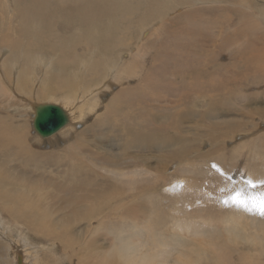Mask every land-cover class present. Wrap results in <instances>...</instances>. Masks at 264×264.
<instances>
[{"label":"bare ground","instance_id":"6f19581e","mask_svg":"<svg viewBox=\"0 0 264 264\" xmlns=\"http://www.w3.org/2000/svg\"><path fill=\"white\" fill-rule=\"evenodd\" d=\"M11 1L17 6L16 10L10 16L13 23L12 28L5 35H3L0 30V57L2 58V60H0V93L9 96L12 101H15L11 97L13 90L19 94L20 98L23 97V93H26V95L28 94L26 102L32 106V118L30 121L21 120L22 123L18 120L14 122L12 118L4 117L0 113V221H4L5 213L11 222L9 225V233L5 232L7 223L3 222L0 228V264H65L66 259L63 257L65 253H69L72 257L68 264H170L169 260H162V256L164 255L163 251L169 246L170 241L164 237L160 239L157 231L153 227V222H161L163 218V214L159 210L153 211L151 222L142 229L144 231L141 233L137 231L126 237L120 236L118 239H112L110 245L107 248H103V246L99 244L101 241L99 239L94 243H80L74 241L77 235L73 230L75 225L82 224L84 223L83 221H87L86 223L91 222L95 216L98 214L101 215L103 205L111 204L115 206L116 203L113 202L112 195H110L112 192L105 194L96 192L98 196L85 203H75L72 201L71 197L74 195L76 188L78 190H90L89 183L92 182V179L97 180L93 175L92 177L88 176L91 174V166L88 167V164L79 159L80 156L85 158L84 155L86 153L89 154L95 165L108 163L114 166L115 170L118 171V173H115V179L118 182L126 183L129 179L132 180L129 186L132 187L130 190L133 192L130 194H128L126 190L124 192L116 191L117 186L113 188L109 180L97 184V190L99 191H105L107 189L106 187L104 189L105 185L111 186V190L115 191L114 193L120 196L119 202L121 201V203L126 205L124 207L126 215L130 216H136L140 211V208L133 202L136 201L139 195L142 196L144 194L142 193L144 192L142 187L147 186L151 188V181L155 180V178L165 181L163 185L166 187L165 191H173V193L184 191L189 197L191 196L188 190L194 193L197 190V186L200 184L203 185V188L210 183L209 178L203 179L202 182H198L199 179L195 177L196 175H199L200 172L206 174L209 172L208 169L206 170L204 167V169H195L197 164L194 163L198 158L205 157L210 152H202L198 155H192L193 152H178L186 147L185 143L182 141V137H170V132H180L178 134H183L184 128L179 127V125H181L179 120L185 118L179 117L183 113L179 112L173 115L174 109L168 105L170 102H173V100L169 102L165 101L162 105L156 104L155 100H149L150 95L147 92L149 89H154L153 95H159L160 97L167 96L171 90L157 88L155 86L148 87L150 78L148 79L147 77L144 78L142 83L137 85L138 88H131L133 86L129 84L124 85L116 92L114 97L105 104V111L103 110L91 125L84 127L78 139L72 143H65L69 133L78 121L81 122L87 119L88 112L90 113V111L96 110L99 107L102 95L106 92V89L100 91L99 88H96L97 92L93 93L94 96L90 97L91 94L88 92L95 86L87 79L84 82V88L80 90L83 92V100L77 110L65 108L62 103L58 101L57 95L58 93H63L64 97H61V99L67 101L69 92L77 85L81 84L76 77H78L79 73L88 71V67L95 63L94 59L97 56L96 54L93 56L96 50L93 51L91 47H97V50L99 49L98 47H100L109 51L106 52V54H104L105 52L103 53L104 57H108L109 55H114L116 57L114 60V67L110 69L109 73H104L108 68H105L103 64H97L90 70V75L95 81H99L100 79H103L101 83L107 81L104 87L111 88L120 79H125L127 83L129 82V77L141 75L144 67L142 63L145 61L143 60V56L148 57L151 48L154 47L153 45L155 42L149 44L152 36H159L160 33H162L163 29H165L164 26H166L165 22L169 20L167 18L170 16V12L177 10L176 5L180 4L179 6H182L186 3L175 0L176 8L166 7L165 12L161 11L157 14L159 19H154V27L149 25L151 23H147L136 36H132L129 39L128 32L130 31V24L128 25V29L126 27L123 29L119 27L124 21H122L119 14V11L125 6L122 1L95 0L103 5L106 3V5L93 12L92 5L88 6V4H86L87 0H62L64 4L75 5V7L80 10V13L91 12L89 13L90 15L93 12L97 17L99 12L102 15L100 19L103 23H97L98 21L94 19L92 21V23H94L92 27L94 30H105L106 33L98 35L99 37H97L96 40L89 39L86 46L87 52L79 53L76 52L77 45L74 39L76 34L62 36L55 29L56 15L47 14L48 7L50 5H55L56 0H40L39 2L37 0H29L26 8H23L24 6H22L21 0ZM162 1L168 2V0ZM169 1L171 2V0ZM225 1L226 3L224 4L227 6H237L238 9H242L243 14L246 16L245 18L252 17L253 10H251L247 0H238L236 2H230V0ZM29 2L31 4L37 2L35 4V7L38 6L37 10H31L32 8L30 9ZM137 2L140 3V0H137ZM201 3L205 2H199L196 5ZM109 4H111L113 8H111ZM128 5L132 8L137 7L132 3ZM137 8L142 9V4ZM142 10L145 11L144 13L152 11L148 9V7ZM158 11H160V8ZM182 12L183 11L177 14H181ZM230 17H232V15H230ZM25 19L30 20V22L28 24L20 23V25L23 26V29L20 30L22 32L16 31V27L18 26H16V24ZM105 21L108 22L106 26L104 24ZM133 22L134 19H132V23ZM101 25L104 26L105 29ZM146 25L148 26L146 27ZM35 29H37V31ZM142 33L144 36L147 35L144 40L140 38ZM165 34L164 32V35ZM24 35H27L28 39H24ZM132 41L136 42L137 47H132L135 49L131 50L130 48L129 51L126 50L128 45L126 46L123 43H132ZM166 41L168 42V40ZM166 41L165 43L167 44ZM208 41L210 40H207V42ZM10 43L14 45V49L11 51H9ZM158 43L160 44V42ZM165 43L163 44L162 42L163 45L160 48L161 53L154 54V64L151 65L150 68H157L158 72H156L153 78L167 69L168 63L165 62L164 57L170 53L174 44H187L194 49V51L203 49L207 44L206 42L191 40V38L184 42H179L178 40L171 42L172 44L168 42L170 45H166ZM221 44L222 43H220V45ZM118 50H120L121 53L124 51L126 53L124 56H121L122 54L118 55ZM250 50L247 53L248 55H250ZM199 57L200 55L195 56L191 54L188 61L189 69H194L198 66L196 59ZM243 57L246 63H250V56L244 55ZM22 59L23 61H21ZM263 62L264 52H262V55L255 65L249 66L247 64V69L241 72H235L234 77L232 75L233 71L228 68L226 71L230 75L225 74L228 77L227 80L233 82L236 81L235 78H239L240 83L238 84V92L244 91L242 89V83L245 81L244 78L252 75L258 76L256 69L261 72ZM39 69H45L43 76H40L41 72L39 73ZM182 73L184 74L183 80H190L191 73L189 71H183ZM193 76L194 82L190 81V86L188 87L195 91V87L205 81L203 79L204 74L195 73ZM33 80L39 82L38 93L36 95H32ZM162 83H164V81ZM183 88L184 91L187 89V87ZM184 91H179V94H182ZM218 92V89L211 87L208 91L202 93L200 98L208 95L211 102L218 96ZM248 98V93L239 95V99H242V101ZM220 101L223 107L230 109L234 105V95L232 94L230 99H222ZM212 102L209 112L199 113L207 116L213 114L215 112V105L218 101L215 100ZM44 104H56L61 106L69 118L66 125L48 137L41 136L34 129L36 107ZM146 106L148 107V116L143 118L140 114ZM11 109L15 111L16 114L8 115L17 118V111L19 112V109L17 110L15 107H11ZM195 113H198V111L189 110V112H186L188 115H193ZM110 116L111 120H109L112 123V125L110 124L111 127L105 125L107 122L106 118ZM170 118L174 119L171 125L167 124ZM103 125L105 126V130L111 129V140H109L108 136L104 139L101 134L102 128L98 129L99 126ZM166 127H168V134L165 132ZM157 130L159 133H156ZM90 137L94 138L92 139ZM35 138L40 141L41 144H43L45 140H50L49 142H51L52 145L47 150L41 144H35L33 141ZM154 140L159 142L158 145L161 146V150H168L171 146H177V152H152L156 146L153 143ZM118 141H120L122 145L118 144ZM105 144L106 146H117L118 149L124 150L125 152H121L119 155H114L111 152H104L103 149ZM246 149L245 143L238 144L233 153V157L237 158L246 153H251L253 155L250 159L251 161L258 155L257 152H264V149L254 150V152H242ZM75 150L78 152H74ZM214 152H217V150ZM189 154L192 155L191 159L187 157ZM259 155L261 160L264 159V153ZM215 158L221 159L222 155H217ZM154 159H157V162L154 163L149 170L153 173H158L155 175V178L153 176L136 178V173L146 170L153 164L152 161ZM159 159H163L162 162H169L170 159L171 167L166 162L161 164ZM175 163L180 164H178L180 169L174 171L175 175L173 174L174 172L168 174V170H171ZM137 168H142L143 170H136L129 175H125L126 170ZM256 169L264 171V165L259 164V168ZM247 171H249L248 176H251L254 180H261L264 176V172L251 173L250 170ZM21 177H25L33 185L34 180L45 182L47 184L46 187H50L59 198L50 203L45 193L33 192V187H31L32 184H27L26 188H24L22 181H19ZM194 177L198 180H195ZM134 183L137 184L134 186ZM90 191L94 193V190ZM81 196L82 198L85 197L83 194H81ZM182 199L186 200L184 197ZM64 201L66 207H63ZM82 201L85 200L81 199L77 202ZM176 202L178 204L180 203V201ZM185 204L186 202L183 203V205ZM231 208L226 210L228 213L225 215L224 219L226 224L234 222L235 225L225 229L228 236H225L226 238L222 241L217 243L207 241L210 244L209 246H212L211 248H206L202 244H200V247L197 249L190 248L191 245L199 244L198 241L197 243L195 241L190 243L189 238L183 239L181 235L179 237L175 236L174 242L177 244V250L173 252L176 253L173 261L174 264H209L208 261L210 259H213L212 264H226L224 257L227 253H233V250L228 244L231 239L233 240L234 236H238L236 234H238L239 231L241 233V238L244 239L255 238L259 240L264 237V226L261 227L262 225H260L259 230L255 227L254 229L252 228V225L255 226V222L259 221L256 215L235 206ZM222 210L223 209H219L216 211L215 209L216 212H214L213 206L209 208L211 214L222 213ZM107 215L108 214L105 213V216ZM246 216H249V219ZM181 225L182 224H179L178 228L180 231H182ZM185 226L190 230L189 224H185ZM24 227H27L29 232L26 231ZM195 228L197 227L195 226ZM30 234L35 238L43 239L46 243L49 241V243L40 244L39 242H28L25 236H29ZM263 240L264 238L262 241ZM263 249L264 248H262V250L258 249L261 254H264ZM207 255L208 257H206ZM256 258L259 260L261 256ZM255 262L257 263V260Z\"/></svg>","mask_w":264,"mask_h":264},{"label":"rangeland","instance_id":"374dc122","mask_svg":"<svg viewBox=\"0 0 264 264\" xmlns=\"http://www.w3.org/2000/svg\"><path fill=\"white\" fill-rule=\"evenodd\" d=\"M21 1L22 6H24L23 8H26L27 2L29 0ZM37 1L39 2L40 0ZM119 1H122L125 5L122 10L119 11L122 21L124 20L119 27L122 29L126 27L128 29V25L130 24V31L128 32L129 39L132 36H136L141 28L147 23H151L149 25L154 27L155 22L153 21L159 19L157 14H159L161 11L165 12L166 7L174 8L176 4L174 2L175 0H171V2L169 0L168 2L162 0H140V3L137 2V0H127L128 2L125 0ZM177 1L183 3L185 2L186 4H183L182 6H179L180 4L176 5L177 8H175L177 10L170 12V16L167 18L169 20L165 22L166 26H164L165 29H163L162 33H160L159 36H152L149 44L151 42H155L153 45L154 47L151 48V52L149 53L148 57L143 56V60L145 61L142 63L144 67L141 75L137 77H129V82L127 83L125 79H120L113 87H104L107 81L103 83H101L103 79L95 81L90 75V70L97 64H103L105 68H108V70L104 71V73L107 74L109 73L110 69L114 67V60L116 57L114 55L104 57L103 53L105 52L104 54H106V52L109 51L100 47H98V50L97 47H91L93 51L96 50L93 56H95V54L97 56L94 59L95 63L88 67V71L81 72L78 74V77H76V79L79 80L81 84L77 85L69 92L67 101H63L61 99V97H64L63 93H58L57 95L58 101L62 103L65 108L69 110H77L78 106L83 100V92L80 90L84 88V82L87 79L90 80L95 86L90 90V92H88L91 94L90 97L94 96L93 93L97 92L96 88H99L100 91L106 89V92L102 95V100L99 104V107L96 110L90 111V113L88 112L87 119L81 122L78 121L75 127L69 133L65 143H72L78 139L79 134L82 132L84 127L91 125L92 122L102 113V111H105V104L111 98H113L116 92L124 85L129 84L133 86L131 88H138L137 85L142 83L144 78L147 77L148 79L150 78L148 87L155 86L157 88L171 90L167 96L160 97L159 95H153L154 89H149V91H147L150 95L149 100H155L156 104L161 105L164 104L165 101L169 102L173 100V102L168 104L174 109L173 115H176L179 112L183 113L179 116L185 117L183 120H179L181 123L179 127L184 128L183 134H178L180 132H170V137H182V141L185 143L186 147H184L182 151L178 152H193L192 155H198L202 152H210L207 156L200 157L194 162L197 164V166H195L196 164L194 165L195 169L199 170L204 167L206 170L208 169L209 172L208 174L200 172L199 175H196L195 177L199 179L198 182H202L203 179L209 178L210 183L205 185L203 188V185L200 184L197 186V190L194 193L188 190V193H190L191 197L184 193V191H180L181 193L179 191L176 193H173V191H165L166 187L163 186L165 181L159 178L156 179L155 175L158 173H153L149 170L154 165V163L157 162V159H154L152 161L153 164L150 165L146 170L136 173V178L153 176L155 180L151 181V188H148L147 186L142 187V190L144 191L142 193L144 194L142 196L139 195L136 201L133 202L137 207L140 208V211L136 216H130L126 215L124 210L126 205L121 203V201L119 202L120 196L114 193L115 191L111 190V186L113 188H116L117 186L116 191L118 192H124L126 190L127 193L130 194L133 192L130 190L132 187L129 186L132 180L129 179L126 183L118 182L115 179V173H118V171L115 170L114 166L108 163L95 165L89 154L86 153L84 155L85 158L80 156L79 159L88 164V167L91 166V174L88 176L92 177L93 175V177L97 178V180L92 179V182L89 183V188L90 190H94V193L87 189L78 190L76 188L74 195L71 197L72 201L75 203H85L95 199L98 196L96 192L102 194L112 192L110 195H112L113 202L116 203L115 206L111 204L103 205V211L101 215L98 214L95 216L91 222L86 223L87 221H83L84 223L75 225L73 230L77 235V237L74 238V241L80 243H94L97 239H99L101 240L99 244L103 246V248H107L110 245L112 239H118L120 236L126 237L134 234L137 231L140 233L144 231L142 229L151 222L153 211L159 210L163 214V218L161 222H153V227L157 231L160 239L164 237L170 241V244L168 247H166V250H164L163 247L164 255L162 256V260L167 259L170 261V264H174L173 261L176 253L173 252L177 250V244L174 242L175 236L179 237L181 235L183 236V239L189 238L190 243L193 241L197 243L198 241L199 244L190 246V248L194 249L199 248L200 244L206 248H211L212 246H209L210 244L208 242L217 243L228 236L225 229L234 226L235 223H225L224 217L228 213L226 210L233 207L231 205L225 206L222 203V200L225 197L230 196L236 190H243L248 195L256 192H264V186L258 185L255 189H253L250 188L246 182L248 179H253L251 176H248L249 171L247 170H250L251 173L264 172L256 169L259 168V164L264 165V159L261 160L259 155L263 154L264 152H257L258 155H256L254 160L251 161L250 159L253 156L251 153H246L245 155L237 158L233 157V153L236 150L238 144H246L247 149L242 152H254V150L264 149V62L261 72L256 69L258 76L252 75L244 78L245 81L242 83V89L244 91L238 92V84L240 83L239 78H235L236 81L232 82L228 81V77L226 76L230 75L226 71L228 68L233 71L232 75L234 77L235 72H241L242 70L247 69V64L249 66H252L253 64L255 65L262 55V52H264V0H247L249 3L247 4L250 6L251 10H253V15L250 18H245L246 16L243 14L242 9H238L237 6H227L224 4L226 3L225 0H187V2L186 0ZM203 1L207 4L201 3L196 5L197 3ZM236 1L238 0H230V2ZM36 3H32V5L29 2L30 9L32 8L31 10H37L38 6L35 7ZM129 3H132L137 7L142 4V9L148 7V9H151L152 11L149 13H144L145 11L142 9L130 7L128 5ZM86 4H88V6L92 5L93 12L106 5V3L103 5L102 3L98 1L96 2L95 0H87ZM109 6L113 8L111 4H109ZM16 8L17 6H15L11 0H0V30L3 35H5L12 28L13 23L10 16L16 10ZM159 8L160 11H158ZM226 10H229L228 13ZM181 11H183L181 14H177ZM93 12L90 15L89 13L91 12L80 13V10L75 7V5L64 4L62 0H56L55 5H50L48 7L47 14L56 15L55 29L62 36L76 34L74 37L75 44L77 45L76 52L82 53L87 52L86 46L89 39L96 40V38L99 37L98 35L106 33L105 30H94L92 27L94 24L92 21L94 19L98 21H96L97 23H103V21L100 19L102 15L98 12V16L96 17V14ZM230 15H232V17H230ZM132 19H134L133 23ZM29 22L30 20L28 19L18 22V24H16V26L18 25L16 27V31L19 32L23 29V26L20 25V23L28 24ZM104 24L106 26L108 25V22L105 21ZM147 26L148 25H146V27ZM35 30L37 31V29ZM164 32L166 33V36L164 35ZM23 37L24 39H28L27 35H24ZM146 37L147 35L144 36L143 33L140 36L141 40H144ZM190 38L191 40L206 42L207 44L203 49H197L195 51L187 44H174L170 53L164 57L165 62L168 63L167 69L153 78L156 72H158V69L150 67L154 64V56L157 53H161L160 48L165 43V41L168 40L169 43L175 42L177 40L179 42H184ZM207 40L210 41L207 42ZM158 42H160V44ZM168 42L165 44L170 45ZM220 43L222 44L220 45ZM123 44L129 46H127L126 49L128 51L130 48L131 50L135 49L132 47H137L135 41H132V43L124 42ZM13 49L14 45L13 43H10L9 51ZM249 50L250 55L247 54ZM125 53V51L123 53H121L120 50L117 51L118 55L122 54L121 56H124ZM191 54L195 56L200 55V57L196 59L198 66L194 69H189L188 67V61ZM244 55L250 56V63H246L244 61ZM0 60H2L1 57ZM21 61H23V59ZM183 71H189L191 73L190 80H183ZM39 73L40 76H43L45 69H39ZM195 73L204 74L203 79L205 82L197 85L195 87V91H193L188 86H190V81L194 82L193 74ZM163 81L164 83H162ZM38 87L39 82L33 80L32 95H36L38 93ZM183 87H187V89L184 91ZM211 87L219 90L218 96L212 100H217L218 102L215 105V112L207 116L199 112H209L210 105L213 102H210V97L208 95H205L203 98H200V95L208 91V89ZM179 91L184 92L179 94ZM243 93H248L249 95V98L245 101L239 99V95H242ZM232 94L234 95V105L232 108L228 109L223 107L220 100L230 99ZM11 97L15 101H12L9 96L0 93V113L4 117L12 118L14 122H17V120L30 121L32 118V106L26 102V99H28V94L26 95V93H23V97L20 98L19 94L13 90ZM11 107H15L17 110L19 109V112L17 111V118L9 116L16 114L15 111H12ZM189 110H195L198 111V113L188 115L186 112H189ZM140 116L143 118L148 116L147 106L143 108ZM110 118L111 116L106 118L107 122L105 125L111 127L112 123ZM173 120L174 119L171 118L168 119L167 124L171 125ZM104 127V125L99 126L98 129L102 128L101 134L103 135L104 139L108 136L109 140H111V129L105 130ZM167 129L168 127L165 128L166 133L168 132ZM156 133H159V131L157 130ZM90 138L93 139L94 137ZM33 141L35 144H41V142L36 138ZM49 141L50 140H45V142L41 144L47 150L52 145V143ZM153 143L156 146L152 152H177V146H171L168 150H161V146L158 145L159 142L157 140H154ZM118 144L122 145L120 141H118ZM215 150H217V152H214ZM103 151L111 152L114 155H119L121 152H125L124 150L118 149L117 146H106V144ZM74 152L78 151L75 150ZM192 155L189 154L187 157H190L191 159ZM217 155H222V158L216 159L215 157ZM162 160L159 159L161 164L166 162L170 166V159L169 162H162ZM178 164L179 163H175L172 166L173 168L168 170V174H172L174 171H176V169H180V164ZM212 164L218 165L223 170V176L220 172H217L219 173L217 174L216 170L214 172V169L211 167ZM136 170L143 169H129L126 170L125 175H129ZM145 171H147L149 174ZM173 174L175 175V172ZM195 177L194 179L198 180ZM105 180H109L111 186L105 185L104 189L105 187L107 188L105 191L97 190V184L100 182H105ZM261 180H264V176L261 178ZM19 181H22L24 188H26L27 184H32L25 177H21ZM136 184L137 183H134V186ZM46 186L47 184L45 182H38L35 180L34 185H31V187H33L34 193H45L46 198L51 203L59 198V196L56 195V193H54L50 187ZM81 194H83L85 197L82 198ZM183 197L186 198V200H183ZM81 199H84L85 201L77 202ZM176 201H180V203L178 204ZM185 202L186 204L183 205ZM211 206H213L214 212L219 209H223L222 213L219 212L216 214H211L209 212V208ZM63 207H66L65 201L63 203ZM105 213L108 215L105 216ZM252 214L256 215L257 219H259V221H256L257 224L255 222V226L252 225V228L254 229L255 227L259 230L260 225H262L261 227L264 226V218L256 213ZM4 216V221H0V228L2 227L3 222L7 223L5 226V232L9 233V225L11 222L5 213ZM246 217L249 219V216ZM179 224H182V231L178 229ZM185 224L190 225V230L186 228ZM195 226L197 228H195ZM24 228L29 232L27 227ZM236 235L238 236H234L233 240L231 239L228 244L233 250V253H227V255L224 257L226 264H251L252 262V264H264V254L259 252L262 250V248H264V240L262 241L264 237L260 238L259 240L255 238L244 239L241 238L240 231ZM25 237L28 239V242H39L40 244L49 243V241L46 243L43 239L35 238L31 234L29 236L26 235ZM254 256H261V259L259 258L258 260V258ZM63 257L66 259L65 264H68L72 258L69 253H65ZM206 257H208V255ZM212 260L213 259H210L208 261L209 264H212ZM256 260L257 263L255 262Z\"/></svg>","mask_w":264,"mask_h":264},{"label":"snow or ice","instance_id":"6c2138e0","mask_svg":"<svg viewBox=\"0 0 264 264\" xmlns=\"http://www.w3.org/2000/svg\"><path fill=\"white\" fill-rule=\"evenodd\" d=\"M211 167L222 175L224 174L223 170L218 165L212 164ZM246 182L250 188L253 189L258 185L264 186V180L255 181L253 179H248ZM222 203L225 206H235L249 213H256L264 217V192H256L248 195L243 190H236L230 196L225 197Z\"/></svg>","mask_w":264,"mask_h":264},{"label":"water","instance_id":"95a60500","mask_svg":"<svg viewBox=\"0 0 264 264\" xmlns=\"http://www.w3.org/2000/svg\"><path fill=\"white\" fill-rule=\"evenodd\" d=\"M68 115L56 104H44L36 107L34 129L43 137H48L68 123Z\"/></svg>","mask_w":264,"mask_h":264}]
</instances>
